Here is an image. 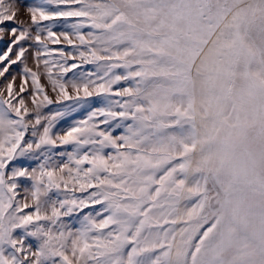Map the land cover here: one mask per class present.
Returning <instances> with one entry per match:
<instances>
[{
	"label": "snow or ice",
	"instance_id": "6c2138e0",
	"mask_svg": "<svg viewBox=\"0 0 264 264\" xmlns=\"http://www.w3.org/2000/svg\"><path fill=\"white\" fill-rule=\"evenodd\" d=\"M0 264H264V0H0Z\"/></svg>",
	"mask_w": 264,
	"mask_h": 264
}]
</instances>
